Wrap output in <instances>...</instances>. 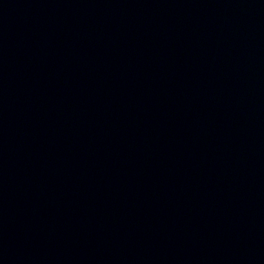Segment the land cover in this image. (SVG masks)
Returning a JSON list of instances; mask_svg holds the SVG:
<instances>
[{"label":"water","instance_id":"95a60500","mask_svg":"<svg viewBox=\"0 0 264 264\" xmlns=\"http://www.w3.org/2000/svg\"><path fill=\"white\" fill-rule=\"evenodd\" d=\"M0 264H264V0H0Z\"/></svg>","mask_w":264,"mask_h":264}]
</instances>
